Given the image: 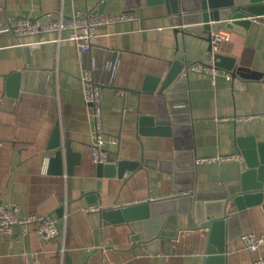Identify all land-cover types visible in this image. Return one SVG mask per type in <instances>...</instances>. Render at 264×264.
I'll list each match as a JSON object with an SVG mask.
<instances>
[{
    "label": "crops",
    "instance_id": "1",
    "mask_svg": "<svg viewBox=\"0 0 264 264\" xmlns=\"http://www.w3.org/2000/svg\"><path fill=\"white\" fill-rule=\"evenodd\" d=\"M103 1L0 0V77L8 76L12 92L49 100L47 107L53 108L63 137L80 157L73 175L50 173L52 153L48 146L55 125L47 120L34 141H30L32 134L25 133V141L17 142L9 155L0 202L18 207L21 215L48 217L54 213L53 218L59 221L65 214L61 206L67 198L66 253L60 254L59 238L44 240L35 226H18L10 235L0 234V264H68L67 258L71 264H205L206 231L184 228L177 239L153 242L147 251L134 247L127 224L102 225L100 211L87 213L86 208L91 204L101 209L127 206L186 193L202 201H220L226 195L225 185L240 178L243 157L237 139L254 136L264 141V119L257 117L264 114L263 16L262 22H253L248 33L232 32L228 56L241 58L246 50L251 53V78L243 80L242 87H236L225 70H220L215 81L205 73H183L188 77L190 119L185 118L183 97L175 104V112L184 116L177 124L193 133L195 179L175 182L166 171L141 170L126 179H101V200L87 201L82 194L94 192L99 179L93 159L97 133L92 109L85 103L84 70L91 68L100 78L104 136L110 141L107 162L133 161L141 154L135 137L136 115L154 114L156 96L131 90L139 89L148 75L165 76L170 62L176 59L184 60L186 69L207 63L211 46L206 35H176L165 6L143 7L137 0L130 10L137 20L98 27L99 38L87 55L81 54L74 42H54L56 34L18 37L14 33L21 17L42 23L61 14L67 18L99 16L95 13ZM122 12H126L123 0H109L103 15ZM46 114L52 118L51 112ZM236 116L254 118L236 122ZM233 154L240 160L200 162ZM189 216L182 218L188 220ZM237 217L235 227L226 226L225 264H254V259L264 258V243L252 254L245 249L241 235L254 230L264 238V203L241 211Z\"/></svg>",
    "mask_w": 264,
    "mask_h": 264
},
{
    "label": "water",
    "instance_id": "2",
    "mask_svg": "<svg viewBox=\"0 0 264 264\" xmlns=\"http://www.w3.org/2000/svg\"><path fill=\"white\" fill-rule=\"evenodd\" d=\"M137 1L143 7L165 6L166 16L176 35H206L210 43L213 33L218 30L225 28L231 32L246 34L253 22H260L264 16V4H259L264 3V0ZM108 4L109 0H104L95 15H103ZM123 4L124 9L130 11L134 0H123ZM217 58V67L231 76L236 87H242V81L251 78L249 50L241 58L226 55H218ZM185 69L184 60L176 59L170 62L165 76L148 75L139 89L131 90L139 95L156 96L154 114L136 115L135 137L140 147V158L98 163L99 180L96 190L82 194L87 201L101 200V179H126L128 175L141 170L166 171L172 174L175 182H191L195 179L192 130L177 124L180 119L172 117L169 109V100L173 98L169 91ZM8 83V76L0 77V187L7 180L12 149L17 142L25 141V133L32 134L30 141H34L45 120L55 125L48 146V151L52 153L50 173L73 175V167L79 163L80 157L73 152L68 138L63 137L59 121L53 118V108L47 107L49 100L28 93L12 92ZM47 112H51L52 118L47 117ZM12 136H16L18 141H12ZM237 142L243 157L241 174L238 180L225 185L224 199L202 201L189 193L162 200L115 206L100 210L102 225L127 224L134 247H142L147 251L153 242L177 239L184 228L195 232L206 231L205 264H225L227 224L235 227L238 213L264 203V141L250 136L239 137ZM53 214L48 217L53 218ZM184 215L191 217L187 220L186 217L182 218ZM67 263L71 264L68 258Z\"/></svg>",
    "mask_w": 264,
    "mask_h": 264
},
{
    "label": "built area",
    "instance_id": "3",
    "mask_svg": "<svg viewBox=\"0 0 264 264\" xmlns=\"http://www.w3.org/2000/svg\"><path fill=\"white\" fill-rule=\"evenodd\" d=\"M135 20H137V16L131 11L99 16H82L78 14L71 18H67L65 15L61 14L55 20L42 23L30 20L29 18L21 17L17 20L14 26V33L18 37L48 33L56 34V39L54 42L58 44H61L63 41L74 42L78 46L80 53L87 55L91 51L94 41L99 38L97 32L98 27L117 23L133 22ZM232 43V32L230 30L223 28L213 33L211 49L208 53L209 58L207 63L196 64L188 67L183 73H189L190 70L194 72L205 73L215 81L220 75V69L216 65L217 61L219 60L217 56L230 55L232 52ZM84 71V82L87 86L85 103L92 109V116L95 120V128L97 133L96 142L93 146V159L97 164L105 163L107 162L110 141L104 136L102 123L103 112L101 106V82L100 78L95 76L93 69L88 68ZM183 73L179 76L178 80L173 83L171 90L169 91V93L173 95L172 100L171 98L169 100V109L172 113V117L177 119L184 118V116H179L180 114L175 112L177 110L175 104L183 97L186 105L184 107V110H186L185 118L188 117L187 119H190V108H188V77ZM121 93L124 92L121 91ZM257 117L264 119V114ZM253 118L254 117L252 116H236L235 120L236 122H245L250 121ZM238 160H240V156L238 154H233L211 157L201 160L200 162L209 161L219 163ZM162 199L167 198H161V200ZM67 206L68 199L66 198L62 204L65 214L61 220L56 221L54 218L44 217L37 214L21 215L18 207H12L4 202H0V234L10 235L13 233L15 227L19 226L28 228L29 226L33 225L36 227L37 233L44 240L59 238L62 241L60 254L63 256L66 253L65 242L68 228ZM100 210L101 207L96 204L88 205L86 208L87 213H95ZM241 240L245 249L252 254L259 252L261 246L264 243V238L258 236L254 230H247L244 232L241 235ZM254 264H264V258L259 257L254 259Z\"/></svg>",
    "mask_w": 264,
    "mask_h": 264
},
{
    "label": "trees",
    "instance_id": "4",
    "mask_svg": "<svg viewBox=\"0 0 264 264\" xmlns=\"http://www.w3.org/2000/svg\"><path fill=\"white\" fill-rule=\"evenodd\" d=\"M62 212V211H61Z\"/></svg>",
    "mask_w": 264,
    "mask_h": 264
}]
</instances>
